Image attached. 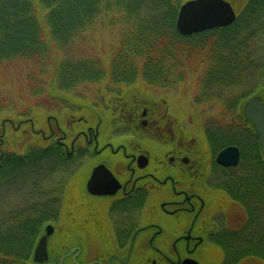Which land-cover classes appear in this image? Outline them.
Here are the masks:
<instances>
[{
	"label": "rangeland",
	"instance_id": "374dc122",
	"mask_svg": "<svg viewBox=\"0 0 264 264\" xmlns=\"http://www.w3.org/2000/svg\"><path fill=\"white\" fill-rule=\"evenodd\" d=\"M227 1L238 14L245 7V0ZM257 10L259 14L262 13L259 18L250 27L239 25L241 27L226 41H231L222 50L226 53L235 45L245 47L247 40L248 45L244 52L237 55L236 63L239 62L240 68L233 69L228 79L223 78L222 85L216 83L220 77L213 79V76L225 74L224 72L210 75L212 79L209 83L204 82L207 67H214L206 60L205 54L211 55L207 49V52L194 54L186 59L184 68L187 71L179 81L178 77L170 76V83L158 78L156 83H151L150 79L143 77L126 85L115 83L112 78V81L108 79V75H102L101 80L96 83L78 87L74 91H56L55 94L50 93L51 88L46 84L53 74L50 66L42 71L37 62L28 60H15L0 65V135L3 136L4 131L7 135L2 137V151L19 156L29 150L47 148L56 138L64 136L66 143L70 144L78 132L88 133L89 129H93L94 132L104 134V138L109 135L108 138L115 145L128 142L133 143L135 148L139 147V142L130 135L144 134L142 150L144 154L151 155L152 168L156 166L159 156L167 160L178 151L190 157V165L195 161L209 164L216 155L212 154L214 151L211 153L212 148L210 152L208 149L209 133L223 131L230 133L231 136L227 137H230L229 141L234 139L241 142L242 129L236 128L242 126L240 115L246 104L255 98L264 103V4ZM254 13V10L248 9L242 17L248 21ZM104 23L106 22H101L97 28L88 31L83 39L74 40L66 53L58 52L57 60L64 57L92 59L104 68L108 66L118 48L122 27ZM226 53L221 55L225 56ZM145 109L148 114L142 116ZM143 120L146 125L142 124ZM52 132L55 135L47 138ZM81 142L78 144H82ZM228 145H236L241 149L236 142ZM246 151L249 153L247 149ZM241 152L243 154L242 149ZM46 155L49 158L43 159L45 163L41 160L26 169L24 167L15 172L3 170L0 174L1 250L7 252L11 246L14 248V241L11 244L10 237L17 233L14 225L16 221L31 218L40 229L47 222L39 217L38 212H33L38 208L36 205L33 210L29 209L32 207L30 203L37 204L41 200L32 199L36 195L34 190H41L38 187L45 191L51 188L49 190L53 196L52 190H58L61 183L68 185L66 181L73 186L84 187L95 158L86 157L84 161L72 162V165H76L69 172L68 168L63 167L65 163L57 158V154L49 151ZM250 157L255 159L253 152L249 153L247 160ZM242 159L243 155L241 161ZM240 167L242 171V166ZM15 177L17 181L13 182ZM159 197L166 199L168 191H162ZM258 200L261 204H253L255 211H261L264 207V199L258 197ZM158 218L165 225L166 234L171 235V219L161 213ZM9 219L12 220V226L6 225L5 221ZM62 229L66 228H59L60 231ZM7 234V239L1 238ZM19 241L22 242L20 239ZM91 252L93 250L89 245L87 259H91ZM137 255L139 258H147L151 254L143 250ZM220 260L221 253L214 252L206 261L218 264Z\"/></svg>",
	"mask_w": 264,
	"mask_h": 264
},
{
	"label": "flooded vegetation",
	"instance_id": "af4514ba",
	"mask_svg": "<svg viewBox=\"0 0 264 264\" xmlns=\"http://www.w3.org/2000/svg\"><path fill=\"white\" fill-rule=\"evenodd\" d=\"M147 114L143 110L142 116ZM102 135L93 129L81 131L70 144L66 136L56 138L67 156L61 157L63 167L71 169L76 165L72 162L92 156L94 164L84 187L66 181L68 185L61 183L52 190L53 196L51 188L34 190L31 198L41 200L30 203L29 209L36 205L33 212L47 221L38 244L45 238L49 255L47 261L34 264H211L206 260L214 252L221 253L218 264H264V219L259 227L254 207L244 205L238 192L240 148L236 166L216 161L221 150L236 146L227 145L207 165L199 161L190 165V157L178 151L167 160L159 156L152 168L151 155L142 150L144 134L130 135L139 142L137 148L128 142L115 145L109 135ZM208 146L210 152L209 142ZM142 155L148 160H141ZM102 165L112 176L100 172L90 190L94 170ZM166 190L168 197H159ZM159 213L171 219V235L166 234ZM62 226L66 229L60 231ZM89 245L91 259H87ZM143 250L151 255L139 258Z\"/></svg>",
	"mask_w": 264,
	"mask_h": 264
},
{
	"label": "trees",
	"instance_id": "16d2710c",
	"mask_svg": "<svg viewBox=\"0 0 264 264\" xmlns=\"http://www.w3.org/2000/svg\"><path fill=\"white\" fill-rule=\"evenodd\" d=\"M185 1L0 0V65L15 60H28L37 62L42 71L50 66L53 74L46 84L51 88L50 93L55 94L96 83L101 80L102 75H108V79L112 78L115 83L126 85H131L133 80L143 77L150 79L151 83H156L157 78L166 79L165 83H170V76L178 77L179 81L187 71L184 68L186 59L207 49L211 55L206 53V60L214 67H207L204 82L208 84L212 79L210 75L224 72L225 74L213 76V79L220 77L216 83L222 85L223 78L228 79L233 69L240 68L239 62L236 63L237 55L244 52L248 45L247 40L245 47L235 45L226 53L222 50L231 42L226 41L241 26L250 27L259 18L262 13L259 14L257 9L263 6L264 0H245V7L238 14L236 22L229 27L187 37L180 34L176 27L180 6ZM248 9L255 13L246 21L242 15ZM101 22L122 27L118 48L108 66L104 68L92 59L76 60L73 57H64L57 60L58 52L66 53L74 40L83 39L88 31L97 28ZM235 43L236 41L233 44ZM223 52L226 53L225 56L221 55ZM240 116L242 126L236 129H242L241 142L234 139L229 141L230 137H227L231 136L230 133L223 131L209 133V140L213 155L230 143L236 142L240 145L243 159L239 165L242 166L243 174L237 189L243 204L252 205L255 211L253 204L259 206L261 202L258 197H264V149L254 124L244 112ZM60 149L61 146L56 142H51L49 147L38 148L24 157L5 154L0 163L10 172L13 169L10 165L12 160H21L23 166L30 167L43 159L48 160L46 153L49 151L56 152L59 156ZM246 149L249 153H254L255 159L250 157L247 160L249 153ZM255 214V221L261 227L264 207L261 211H255ZM8 221H5L6 225L12 226V220ZM14 225L17 233L10 237L11 244L14 241V248L11 246L7 252L0 249V264H34V251L41 234L40 228L36 227V221L31 218L16 221ZM8 236L9 234L2 235L1 238L7 239Z\"/></svg>",
	"mask_w": 264,
	"mask_h": 264
},
{
	"label": "water",
	"instance_id": "95a60500",
	"mask_svg": "<svg viewBox=\"0 0 264 264\" xmlns=\"http://www.w3.org/2000/svg\"><path fill=\"white\" fill-rule=\"evenodd\" d=\"M236 19L237 13L227 0H187L179 9L176 27L183 36H191L211 29L228 27ZM244 113L254 124L260 143L264 148V103L259 98L252 99L246 104ZM140 159L148 160L144 155ZM216 161L226 166L238 165L240 161L239 148L237 146L224 148L218 153ZM102 171L110 174L103 165L97 167L88 184L90 190L97 182L98 174ZM110 176L112 175L110 174ZM48 257L47 243L44 238L35 249L34 261L43 263L48 260ZM188 262L197 264L195 261Z\"/></svg>",
	"mask_w": 264,
	"mask_h": 264
},
{
	"label": "bare ground",
	"instance_id": "6f19581e",
	"mask_svg": "<svg viewBox=\"0 0 264 264\" xmlns=\"http://www.w3.org/2000/svg\"><path fill=\"white\" fill-rule=\"evenodd\" d=\"M4 136L7 137V135H6V131L3 132V137H4ZM50 145H51V143H50ZM62 150H63V148L59 150L58 154H59L60 157H59V156H58V157H59L60 159H61V157H62V158H64V159L66 160V159H67V156L64 155V154L62 153ZM30 153H32V151L29 150V151H27L25 154H21V155H19L18 157H20V156H21V157H24V156H26V155H28V154H30ZM53 153H56V152H53ZM5 154H6V153H4V155H5ZM13 155H15V153H14ZM15 156H17V155H15ZM3 158H4V157H3ZM1 160H2V159H1ZM1 160H0V161H1ZM11 163H12V164H10V165H12V167H13V169L11 170V172H15V171H17L19 168L22 169V168L26 167V166H23L24 164L22 165L21 160H12ZM31 166H32V165H31ZM25 169H26V168H25ZM25 169H24V171H26ZM3 170H5V165L0 164V174H2ZM19 170H20V169H19ZM67 170H68L69 172L71 171L70 168H68ZM72 173H73V172H72ZM15 179H16V180H15ZM13 180H14V182H15V181H17V178L15 177V178H13ZM21 182H24V180H22Z\"/></svg>",
	"mask_w": 264,
	"mask_h": 264
}]
</instances>
